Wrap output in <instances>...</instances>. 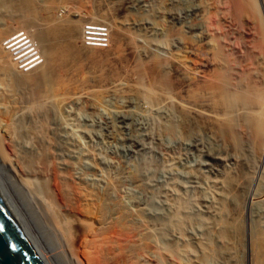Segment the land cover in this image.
<instances>
[{"label":"rangeland","instance_id":"374dc122","mask_svg":"<svg viewBox=\"0 0 264 264\" xmlns=\"http://www.w3.org/2000/svg\"><path fill=\"white\" fill-rule=\"evenodd\" d=\"M245 4L250 20L236 14L230 0H0V154L50 198L66 242L77 239L80 264H264V108L248 101L264 89V0ZM89 26L102 27L106 47L85 45ZM18 32L35 40L41 58L29 74L5 50ZM180 69L216 82L223 105L245 91L246 106L228 112L225 104L211 125L204 111L190 117L185 103L176 102ZM183 96L180 101L187 100ZM193 172L201 175L199 187L191 185ZM170 177L179 185H168ZM75 179L103 194L113 187V199L137 214L144 223L137 255L125 254L130 244L117 239L110 222H101ZM7 188L19 197L13 184ZM66 193L69 200H61ZM197 196L208 214L195 206ZM19 203L28 212L24 197ZM110 210L107 220L117 216ZM28 218L27 227L42 241L38 246L49 249L50 264H64L35 217ZM75 226L81 230L76 237Z\"/></svg>","mask_w":264,"mask_h":264},{"label":"bare ground","instance_id":"6f19581e","mask_svg":"<svg viewBox=\"0 0 264 264\" xmlns=\"http://www.w3.org/2000/svg\"><path fill=\"white\" fill-rule=\"evenodd\" d=\"M246 1V0H245ZM245 1L244 0H230V4H231V6L235 9V11H236V14H239V16L241 17V15L244 17V18H249L248 20H250V18H251V13L252 12H249V10H248V8H247V6H246V4H245ZM13 5V4H12ZM15 7V6H14ZM16 8V7H15ZM31 8V7H30ZM233 9V10H234ZM21 11V10H20ZM200 14L201 13V11H200V9H196V11L193 13L195 16H197V14ZM239 16H237V17H239ZM254 16V15H253ZM176 18V17H175ZM179 19V18H178ZM23 20V19H22ZM250 22V21H249ZM241 25V24H240ZM243 27V26H242ZM89 30H91V29H89ZM88 31V30H87ZM85 32V31H84ZM19 33H21L20 34V36L19 37H16V38H14L15 36H17V35H19ZM121 34V33H120ZM26 35H28L26 32H24V34L22 33V32H18V33H15V34H13V35H11L10 36V38H9V42L7 41V43L5 42V50H7V48H8V45H11V44H13L14 46L12 47V46H10L11 48L10 49H16V50H20V53L18 54V56H20L19 57V60H18V66H19V68L20 67H22V70H21V73L22 74H29V73H31V72H33V71H35L37 68H35L36 66H33V65H36L37 64V62L39 61V60H41V58L39 57L38 59H35L34 60V58H33V56H31L30 58H28V56H30L34 51L32 50V51H30L31 49V47H29V45L28 44H25V39H23V36H26ZM83 35H85L84 36V38L86 39L90 34L89 33H85V34H83ZM82 35V36H83ZM92 35L94 36L93 37V39H88V41H99V40H97V38H95V36H102V35H98V34H96V32H93L92 33ZM87 36V37H86ZM14 38V39H13ZM28 39H30V42H32V44L35 46V40L34 39H32L29 35H28ZM101 39V38H100ZM87 40V39H86ZM95 43V42H94ZM205 43H207V42H205ZM208 44V43H207ZM206 44V45H207ZM95 45H100V46H103L104 44L103 43H95ZM87 46V45H86ZM94 47H98V46H94ZM22 49V50H21ZM103 49V48H102ZM36 50V49H35ZM221 50V49H220ZM7 52V51H6ZM5 52V53H6ZM38 53V52H37ZM7 54H8V52H7ZM27 54V55H26ZM196 54V53H195ZM233 55V54H232ZM14 56V55H13ZM34 56H36V55H34ZM197 56H199V54H197ZM202 56V55H201ZM205 56H207L206 54H205ZM224 56V55H223ZM203 57H204V55H203ZM220 57V56H219ZM235 57V56H234ZM2 58V57H1ZM200 58V57H199ZM198 58V59H199ZM229 58L230 59H228V60H231L232 59V57H230L229 56ZM10 59V58H9ZM18 59V58H17ZM194 59V58H193ZM204 59H205V57H204ZM207 59V58H206ZM206 59H205V61H206ZM13 60L15 61V59L13 58ZM197 60V59H196ZM200 60V59H199ZM203 60V58L201 59V61ZM1 61V60H0ZM12 61V60H11ZM204 61V60H203ZM3 62V61H2ZM9 62V61H8ZM199 62V61H198ZM197 61H196V63H198ZM7 63V62H6ZM193 63V62H192ZM202 63V62H201ZM200 63V64H201ZM12 64V63H11ZM204 64V63H203ZM198 65V64H197ZM197 65H195L196 67H197ZM202 65V64H201ZM9 66V65H8ZM199 66V65H198ZM3 67V66H2ZM163 67V66H162ZM190 67V66H189ZM200 67V66H199ZM204 67H206L205 65L203 66V69H204ZM8 68V67H7ZM16 68V67H15ZM197 69V68H196ZM196 69L195 68H192V70H194V71H196ZM201 69V68H200ZM202 69V70H203ZM202 70H200V71H202ZM180 71L181 72H183V69L181 70L180 69ZM198 71V70H197ZM180 72V73H181ZM179 73V72H178ZM184 73V72H183ZM189 73V72H188ZM187 73V74H188ZM205 73V72H204ZM182 74V73H181ZM185 74V73H184ZM183 74V75H184ZM187 74H185V75H187ZM191 74V73H190ZM189 74V75H190ZM236 74V73H235ZM183 75H178V81H177V84H180V83H182V84H180V85H178V86H180L179 88H178V100L179 101H176L177 103H178V105H180L181 107H182V105L185 103V106H186V112H187V114L190 116V117H192V118H196L199 114H201V116H203L204 115V113H203V111L205 112V115H204V118H206V125H208L207 124V122L209 123L212 119H214V115L216 114V116H217V113L218 112H220V108H221V110H222V107L223 106H225V104H227L228 106V112L230 111V110H234V109H238L239 108V106L241 105H245L246 106V101H244V100H242L243 98L245 99V97H242L243 95V92L246 94V92L245 91H243V90H241L240 92H238V96L236 95V94H233L230 98V101L227 103V100H226V102H225V104L223 105V103H220V102H222L223 100H220V96L217 94V93H219V92H217L216 93V85H215V83L214 84H211L212 82H211V79H210V84H208L207 83V81H204V79H201V77L202 76H196V75H194V74H191V76H186L189 80H187L186 79V77H184ZM26 77H28V76H26ZM231 78V77H230ZM16 79V78H15ZM14 79V80H15ZM24 79H25V77H24ZM23 79V80H24ZM186 79V80H185ZM34 80V79H33ZM213 81V80H212ZM229 82V81H228ZM231 82V81H230ZM176 84V85H177ZM218 84H219V82H218ZM15 85V84H14ZM264 86V85H263ZM14 87V86H13ZM255 86H253V88H254ZM258 87V86H257ZM257 87H255V89H258ZM166 88V87H165ZM248 88V87H247ZM251 88V87H250ZM185 89H186V91H185ZM196 89V90H195ZM246 89V88H245ZM260 89V88H259ZM259 89H258V91H259ZM195 90V91H194ZM261 90V89H260ZM14 91V90H13ZM218 91V90H217ZM246 91H248L250 94H251V92H252V90H247L246 89ZM257 91V92H258ZM225 92V91H224ZM242 92V93H241ZM182 93H184V94H186V97L185 96H183L182 95ZM221 93V92H220ZM223 93V92H222ZM24 94V93H23ZM248 94V93H247ZM248 95L249 97L251 96V95ZM181 96H183V98L185 97V98H187V100L185 101V99H183L184 101H180V99H181ZM247 96V95H246ZM247 96V98L249 99V97ZM252 96H253V94H252ZM1 98V97H0ZM42 98V97H41ZM34 99V98H33ZM251 99H253V101H255L254 103H259V105L261 106V104H262V108H264V89H263V91L261 90L260 91V93H258L257 95H256V93H255V96L254 97H252V98H250L248 101L250 102L251 101ZM253 101H251V102H253ZM245 102V103H244ZM241 103V104H240ZM43 105V104H42ZM177 105V104H176ZM177 105V106H178ZM240 106V107H241ZM254 106V105H253ZM184 107V106H183ZM180 108V107H179ZM258 108V107H257ZM226 109V110H227ZM244 109V108H243ZM246 109V108H245ZM244 109V110H245ZM178 110V109H177ZM239 110H241V108L239 109ZM249 110V109H248ZM247 110V111H248ZM215 111H216V113H215ZM225 111V110H224ZM238 111V110H237ZM241 111H243V110H241ZM263 111H264V109H263ZM262 111V112H263ZM8 112V111H7ZM6 112V113H7ZM206 112H208L209 114H206ZM227 112V111H226ZM246 112V111H245ZM259 112V111H258ZM181 113V112H180ZM231 113V115H232V111L230 112ZM238 113V112H237ZM247 113V112H246ZM249 113V112H248ZM250 113H251V109H250ZM254 113H255V111H254ZM220 114H221V112H220ZM225 114V113H224ZM261 114V113H260ZM186 115V114H185ZM219 115V114H218ZM231 115H229V118L231 117ZM245 115V114H244ZM249 116H250V114H248ZM253 114L251 113V116H252ZM255 115V114H254ZM259 115V114H258ZM200 116V115H199ZM198 116V117H199ZM235 116V115H234ZM237 117H238V115H236ZM241 116V115H240ZM240 116H239V118L238 119H240ZM126 117V116H125ZM227 117V116H226ZM232 117H233V115H232ZM254 117V116H253ZM264 117V116H263ZM200 118V117H199ZM228 118V119H229ZM234 118V117H233ZM233 118H232V120H233ZM236 118V117H235ZM244 118V117H243ZM248 118V120L250 121V119H249V117H247ZM246 118V119H247ZM259 118V117H258ZM224 119H226V118H224ZM245 119V118H244ZM254 119H255V117H254ZM257 119V118H256ZM177 120V119H176ZM215 120V119H214ZM236 120V119H235ZM248 120H246L247 122H248ZM169 121H170V119H169ZM188 121H190V120H188ZM222 121V120H221ZM237 121V120H236ZM235 121V122H236ZM254 121V120H253ZM253 121H250L251 123L253 122ZM126 122V121H125ZM178 122H179V124L181 125V127H184L185 126V123H184V121H182V117L180 116L179 117V119H178ZM192 122V121H191ZM224 122V121H223ZM227 122V121H226ZM234 121H233V123H235ZM256 122V121H255ZM231 123V122H230ZM240 123V122H239ZM244 123V122H243ZM178 124V123H177ZM212 124V121L210 122V125ZM236 124H238V123H236ZM204 125V124H203ZM262 125V124H261ZM249 126V125H248ZM253 126V125H252ZM256 126V125H255ZM254 126V127H255ZM263 126H264V124H263ZM15 127V126H14ZM210 127V126H209ZM212 127H213V125H212ZM230 127V126H229ZM228 127V128H229ZM234 128H236L237 127V125L235 126V124H234V126H233ZM240 127V126H239ZM46 128V127H45ZM191 128V127H190ZM217 128V127H216ZM234 128H229L231 131H233L232 129H234ZM242 128V127H241ZM248 128V127H247ZM47 129V128H46ZM165 129V128H164ZM186 129V128H185ZM204 129V128H203ZM202 129V130H203ZM237 129V128H236ZM262 129L264 130V127H262ZM14 130V129H13ZM195 130V129H194ZM212 130V129H211ZM242 130V129H241ZM50 131V130H49ZM216 131V130H215ZM230 131V132H231ZM244 131H245V129H244ZM258 132H259V129L257 130ZM256 131V132H257ZM9 132V131H8ZM14 132V131H13ZM211 132V131H210ZM12 133V132H11ZM224 133V132H223ZM232 133V132H231ZM243 133V132H242ZM245 133H247V132H245ZM228 134V133H227ZM234 134V133H233ZM238 134V133H237ZM262 134V133H261ZM162 135V134H161ZM225 135V134H224ZM263 135H264V133H263ZM262 135V136H263ZM220 136V135H219ZM240 136V135H239ZM16 137V136H15ZM228 137H229V135H228ZM152 138V137H151ZM221 138V137H220ZM230 138V137H229ZM233 137L231 136V139H232ZM236 138V137H235ZM252 138V137H251ZM153 139V138H152ZM262 139V138H261ZM53 140V139H52ZM55 140H57V138L55 139ZM195 140V139H194ZM197 141H198V139H197ZM235 141V140H234ZM53 142H54V140H53ZM57 142V141H56ZM191 143H193V142H191ZM235 143V142H234ZM242 143V142H241ZM53 144H55V145H52V146H55V148L54 149H56V148H58V146L56 145V143L54 142ZM193 144H196V145H200V143H198V142H196V143H193ZM236 144H238V143H236ZM235 144V145H236ZM254 144V143H253ZM192 145V144H191ZM2 146H0V148H1ZM199 149V148H198ZM202 149V148H201ZM59 150V149H58ZM135 150V149H134ZM10 151V150H9ZM200 151V150H199ZM1 152V151H0ZM47 152V151H46ZM209 152V151H208ZM3 152H1V154H2ZM0 154V195L2 196V198H3V200L5 201V203L7 204V207L9 208V210H10V212L12 213V215H13V217L15 218V220L17 221V223L19 224V226H20V228L22 229V231L24 232V234L26 235V237L28 238V240L30 241V243L32 244V246L34 247V249H35V251L37 252L36 254H38V256L40 257V259H41V261L44 263V264H50V261H49V258L50 257H48V256H50V252H48V250L47 249H45L44 250V247H43V249L41 248V246H38V245H40V242L42 243V241H41V239H40V237H39V235L32 229V228H30L29 229V225H28V227H27V224L24 222L25 220L28 222V217H29V215L34 219V217H35V222H36V224H37V226L40 228V230H42L43 232H45L49 237H50V239H51V241H52V243L55 245V247L59 250V252H60V254H58L59 256H60V258H61V260L64 262V264H80V262L78 261V259L76 258L77 257V255H75V253L74 252H76L75 250L77 249V239H74V238H72V239H74V240H72V241H74V243L72 244V241H68V242H71V244H68L67 242H66V238H65V235H64V231H63V228H62V225H64V224H62L61 225V220L59 219L60 217H57V213L55 212V210H54V207H53V205H52V202L49 200L50 198L48 197L47 198V200H45L46 198H42L41 197V194H39L38 192H37V190H36V187H34V185H36L35 183H33V182H30L31 180H25V179H23L24 177L22 176V175H20V174H17L15 171H14V169L12 168V166H11V164H10V162H8V159L6 158V159H4V157H2V155ZM4 154V153H3ZM215 154V153H214ZM205 155V154H204ZM211 155V154H210ZM3 156H5V155H3ZM220 156V155H219ZM219 156H217V155H211L210 157L212 158V159H215V160H222V158L221 157H219ZM179 158V157H178ZM221 158V159H220ZM42 159V158H41ZM180 159V158H179ZM214 161V160H213ZM24 162V161H23ZM79 162V161H78ZM172 162V161H171ZM22 163V162H21ZM27 163V162H26ZM24 164V163H23ZM75 164V163H74ZM205 164V163H204ZM220 164H221V162H220ZM219 164V165H220ZM22 165V164H21ZM210 165V164H209ZM209 165H206L207 167L209 166ZM212 165V164H211ZM70 166H72L71 164H70ZM214 166V165H213ZM213 166H210V167H213ZM217 166V165H216ZM222 166H224V165H222ZM221 166V167H222ZM23 167V166H22ZM174 167V166H173ZM210 167H209V169H210ZM215 167V166H214ZM25 168H27V166L25 167ZM24 168V169H25ZM241 168V167H240ZM23 169V168H22ZM24 169H23V171H24ZM58 169V168H57ZM75 169V168H74ZM74 169H72V170H74ZM174 169V168H173ZM177 169V168H176ZM191 169V168H190ZM196 169V168H195ZM194 169V170H195ZM215 169V168H214ZM2 170H4L8 175H9V177H10V181H9V184H7V182L3 179V177L4 176H2L3 175V173H2ZM26 170V172L25 173H28V176H29V168L28 169H25ZM168 170V169H167ZM172 170V169H171ZM220 169H218V171H219ZM187 171H190V170H187ZM217 171V172H218ZM221 171V170H220ZM60 172V171H59ZM172 172H173V170H172ZM171 172V173H172ZM182 172V171H181ZM190 172H192V171H190ZM210 172V171H209ZM212 172V171H211ZM169 173V172H168ZM170 173V174H171ZM183 173H184V171H183ZM188 173V172H187ZM222 173V172H221ZM231 173V172H230ZM30 174H31V171H30ZM189 174V173H188ZM190 174H192V178L193 179H195V180H197V179H199L200 177H201V175H200V177H199V175H198V173H196V172H193V173H190ZM200 174V173H199ZM247 174V173H246ZM22 177H20V176ZM26 176H27V174H25ZM75 175V174H74ZM85 175V174H84ZM173 175H175V174H173ZM182 175V174H181ZM219 175H221V174H219ZM59 176V175H58ZM61 176V178H62V175H60ZM128 176V175H127ZM155 176V175H154ZM218 176V175H217ZM84 177V176H83ZM174 177V176H173ZM183 177V176H182ZM209 177V176H208ZM70 178V177H69ZM74 178V177H73ZM187 178V177H186ZM218 178V177H217ZM77 179V178H76ZM75 179V180H76ZM79 179V178H78ZM133 179H134V181H137L138 183H139V186L140 185H142V182H143V179H142V177L141 176H136V175H133ZM152 179H153V177H152ZM170 181L171 182H168V185H179V184H177L178 183V181L179 180H177L176 178H172V177H170ZM175 179V180H174ZM193 179H191V180H193ZM220 179V178H219ZM223 179H225V178H223ZM222 179V180H223ZM61 180V179H60ZM80 180V179H79ZM150 180V179H149ZM177 180V181H176ZM217 180V179H216ZM232 180H233V178H232ZM244 180H246V179H244ZM62 181L63 180H61V183H62ZM77 181V180H76ZM151 181V180H150ZM68 182V181H67ZM86 182V181H85ZM177 182V183H176ZM180 182V181H179ZM192 182V184L191 185H193V184H195V183H197V185H198V187L201 185V184H199L198 183V180L196 181V182H194V181H191ZM200 182H202V181H200ZM211 182V181H210ZM230 183L231 184V180L230 181H227V183ZM238 182V181H237ZM237 182L235 183V184H237ZM65 183V182H64ZM147 183H148V181H147ZM183 183V182H182ZM226 182H225V184H227ZM240 183V182H239ZM13 184V186H15L16 188H18V190L20 191V193H18L19 194V197H17L18 199H19V201H21L22 202V200H23V197L25 198V200L27 201V203H28V205L26 206L25 204V207L27 208L26 210L29 212H26L25 210H23L22 209V207H21V205H20V203H19V201L17 200V198H16V196L13 194V192L10 190V189H8L7 188V185L9 186V185H12ZM77 184L78 185H80L81 187H82V190H83V192L85 193V195H84V197L86 196V198H87V201H89V203H91V205H92V207H91V205H90V207L92 208V209H94V207H95V209H96V212L98 213V215H100V217L99 218H101V222L103 223H107V224H112L111 226H113L112 227V230H110V231H112L113 232V234H117L116 235V237H117V239H121V241H126L125 242V246H126V243L128 242V244L127 245H129V246H127V248H126V250H125V254L127 255V254H129V255H137L136 253H137V251L139 250V247L140 246H138L139 245V243L141 244L142 243V241H143V235H144V232L142 233H138V232H140V231H142V230H139V229H141V227L144 225V223H143V225H141V221H139L140 220V218H139V220H138V216H136L134 213H132L131 211H129V209H127V207H125L124 206V204H122L121 203V201H119V200H114L113 199V193H112V191H113V187H112V190L111 191H106V194H103V193H99V192H97L95 189H93V188H91L90 186H89V184L88 185H86V184H84V180L83 179H81V182H79V181H77ZM146 184V183H145ZM181 184V183H180ZM186 184V183H185ZM219 184V183H218ZM224 184V183H223ZM222 183H221V185H223ZM253 184V183H252ZM4 185V186H3ZM65 185V184H64ZM146 185H148V184H146ZM154 185V184H153ZM157 185V184H156ZM167 185V184H166ZM182 185V184H181ZM67 186V185H66ZM187 186V185H186ZM217 186H219V185H217ZM224 186V185H223ZM242 186V185H241ZM81 187H80V189H81ZM177 187V186H176ZM231 187V186H230ZM238 187V186H237ZM63 188V187H62ZM189 188V187H188ZM201 188V187H200ZM217 188V187H216ZM215 188V189H216ZM222 188V187H221ZM232 188V187H231ZM234 188V187H233ZM5 189H6V191H5ZM172 189V188H171ZM178 189V188H177ZM191 189V188H190ZM189 189V190H190ZM196 189V188H195ZM199 189V188H198ZM224 189V188H223ZM222 189V190H223ZM81 190V191H82ZM175 190V189H174ZM227 190H228V188H227ZM236 190V189H235ZM224 191V190H223ZM245 191V190H244ZM249 191H251V190H249ZM64 192V191H63ZM82 192V193H83ZM163 192V191H162ZM172 192H173V190H172ZM171 192V193H172ZM176 193H177V191H175ZM178 192H179V190H178ZM199 192V191H198ZM209 192V191H208ZM220 192V191H219ZM233 192V191H232ZM258 192V191H257ZM83 193V194H84ZM105 193V192H104ZM215 193V192H214ZM226 193H227V191H226ZM241 193V192H240ZM247 193V192H246ZM173 194V193H172ZM199 194V193H198ZM209 194V193H208ZM216 194V193H215ZM220 194V193H219ZM218 194V195H219ZM228 194H230V193H228ZM62 195V194H61ZM67 195V193L66 194H64V196H62V197H64V198H61V200L62 199H65V196ZM174 195V194H173ZM176 195V194H175ZM222 195V194H221ZM116 196V195H115ZM167 196H168V194H167ZM227 196V195H226ZM248 196V195H247ZM251 196V195H250ZM67 197V196H66ZM173 197V196H172ZM220 197V196H219ZM243 197V196H242ZM85 198V199H86ZM191 198V197H190ZM210 198V197H209ZM213 198V197H212ZM216 198V197H215ZM221 198V197H220ZM219 198V199H220ZM66 199H68L69 200V198L67 197ZM65 199V200H66ZM179 199V198H178ZM197 200L199 199L200 200V198H199V196H197V198H196ZM49 200V201H48ZM64 200V201H65ZM67 200V201H68ZM168 200V199H167ZM195 201V206L197 207V209L199 210V211H201V213H204V212H207V210H208V212H207V214L209 213V210H210V207H209V209L208 208H206V205L207 204H203L201 201L199 202V200L198 201ZM242 200V199H241ZM79 201V200H78ZM215 201V200H214ZM219 201V200H218ZM218 201H217V203H218ZM69 202H72V201H69ZM67 203L69 206H70V204L71 203ZM225 202V201H224ZM249 202V199L247 200V202L246 203H248ZM74 203V202H73ZM87 203V202H86ZM89 203L87 204V205H89ZM170 203V202H169ZM190 203V202H189ZM233 203V202H232ZM55 204V203H54ZM64 204V203H63ZM222 204V203H221ZM220 204V205H221ZM235 204V203H234ZM136 205L138 206L139 204H138V202H136ZM190 205V204H189ZM222 205H224V204H222ZM237 205V204H236ZM248 204H246L245 205V209H246V206H247ZM194 206V205H193ZM70 207H72V206H70ZM179 208V207H178ZM222 208V207H221ZM112 210L113 212H114V214H116L117 216L115 217V218H110L109 220H107V211H109V210ZM175 209V208H174ZM219 209H220V207H219ZM228 209V208H227ZM30 210H31V212H32V214H31V212H30ZM110 210V211H111ZM178 210V209H177ZM181 210V209H180ZM195 210V209H194ZM212 210V209H211ZM213 210H217V209H213ZM226 210V209H225ZM189 211V210H188ZM219 211V210H218ZM237 211V210H236ZM26 212V213H25ZM112 212V213H113ZM211 212V211H210ZM221 211H219V213H220ZM226 212V211H225ZM213 213H216V211L215 212H213ZM212 213V214H213ZM218 213V214H219ZM212 214H209V215H212ZM223 215V214H222ZM34 216V217H33ZM114 216V215H113ZM214 216V215H213ZM243 217V216H242ZM206 218V217H205ZM213 218V217H212ZM211 218V219H212ZM261 218V217H260ZM199 219V218H198ZM202 219V218H201ZM200 219V220H201ZM209 219H210V217H209ZM213 219H215V218H213ZM219 219H221V218H219ZM200 220H199V223H200ZM222 220V219H221ZM178 221V220H177ZM203 221V220H202ZM205 221V220H204ZM110 222V223H109ZM191 222V221H190ZM206 222V221H205ZM213 222V221H212ZM215 222H218L217 220L215 221ZM214 222V223H215ZM124 223H125V225H124ZM151 223V222H150ZM162 223V222H161ZM198 223V222H197ZM213 223V224H214ZM101 224V223H100ZM184 224V223H183ZM206 224V223H205ZM205 224H203V223H200V226H204ZM216 224V223H215ZM217 224H219V223H217ZM216 224V225H217ZM154 225V224H153ZM109 227H110V225H108ZM223 226V225H222ZM65 227V226H64ZM109 227H107V228H109ZM148 227H149V225H148ZM196 227V226H195ZM205 227V226H204ZM208 227V226H207ZM210 227V226H209ZM218 227V226H217ZM72 228V227H71ZM160 228V227H159ZM110 229V228H109ZM114 229V230H113ZM252 229V228H251ZM105 230H107V229H105ZM139 230V231H138ZM193 230V229H192ZM200 230V229H199ZM215 230V229H214ZM81 230H80V226H75L74 227V236L76 235H80V232ZM109 231V230H108ZM194 231V230H193ZM211 231V230H210ZM217 232H218V230H216ZM228 231V230H227ZM115 232V233H114ZM172 232V231H171ZM187 232V231H186ZM198 232V231H197ZM45 233H42V234H45ZM183 233V232H182ZM208 233H210V232H208ZM219 233V232H218ZM194 234V233H193ZM109 235V234H108ZM207 235V234H206ZM73 236V237H74ZM75 236V237H76ZM115 236V235H114ZM118 236H119V238H118ZM199 236V235H198ZM115 237V238H116ZM137 237H138V240H137ZM212 237V236H211ZM214 237H216V235L214 236ZM219 237V236H218ZM225 237V236H224ZM221 238V237H220ZM222 238H223V235H222ZM114 239V238H113ZM112 239V240H113ZM119 239V240H120ZM209 239V238H208ZM227 239V238H226ZM68 240V239H67ZM222 240V239H221ZM219 241V240H218ZM229 240H227V242H228ZM211 242V241H210ZM253 243V242H252ZM70 245L69 247H68V245ZM210 244V243H209ZM213 244V243H212ZM216 244V243H215ZM258 244V243H257ZM43 245V244H42ZM217 245H218V243H217ZM216 245V246H217ZM151 247V246H150ZM229 247V246H228ZM253 247V246H252ZM141 248V247H140ZM129 249V250H128ZM47 250V251H46ZM124 250V249H123ZM54 252H55V250H53ZM118 251V250H117ZM116 253V252H115ZM141 255H142V253H141ZM129 257V256H128ZM132 257V256H131ZM141 257V256H140ZM103 260V259H102Z\"/></svg>","mask_w":264,"mask_h":264},{"label":"water","instance_id":"95a60500","mask_svg":"<svg viewBox=\"0 0 264 264\" xmlns=\"http://www.w3.org/2000/svg\"><path fill=\"white\" fill-rule=\"evenodd\" d=\"M0 195V264H44Z\"/></svg>","mask_w":264,"mask_h":264},{"label":"built area","instance_id":"2783aa9c","mask_svg":"<svg viewBox=\"0 0 264 264\" xmlns=\"http://www.w3.org/2000/svg\"><path fill=\"white\" fill-rule=\"evenodd\" d=\"M87 29H88V31H86V34L87 33H89L90 35L85 39L84 38V35H83V41L85 42V45H87V46H90V47H94V46H98V47H106V42H107V40H106V33H102V32H104V30L102 29V27H97V26H89V27H87ZM89 29H91V30H89ZM86 30V29H85ZM100 31H102V32H100ZM93 32H96V34H100V35H102V36H95V38H97V40H99V41H88V39H93V35H92V33ZM23 33V32H22ZM20 34L21 33H19V35H17V36H15L14 38H16V37H19L20 36ZM24 34V33H23ZM13 38V39H14ZM101 38V39H100ZM23 39H25L26 41H25V44H28L29 45V47H31L30 49V51H34L30 56H28V58H30L31 56H33V58H34V60L35 59H38L40 56H38L39 54L37 53V50H35V46L32 44V42H30V39H28V36L26 35V36H23ZM94 40V39H93ZM8 42H9V40H8ZM103 43L104 45L103 46H100V45H95V43ZM6 43H7V41H6ZM10 43V42H9ZM10 46H14L13 44H11V45H8V48H7V50L8 51H10V53H11V55H12V57L15 59V62L17 63V65H18V60H19V57L20 56H18V54L20 53V50H14V49H10L11 47ZM22 50V49H21ZM14 55V56H13ZM27 55V54H26ZM34 55H36V56H34ZM18 58V59H17ZM40 61V60H39ZM38 61V62H39ZM37 62V63H38ZM38 64H36V65H33V66H37ZM19 67V66H18ZM19 70L21 71L22 70V67H20L19 68Z\"/></svg>","mask_w":264,"mask_h":264}]
</instances>
